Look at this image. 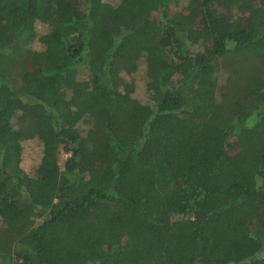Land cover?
I'll return each mask as SVG.
<instances>
[{"label": "trees", "instance_id": "1", "mask_svg": "<svg viewBox=\"0 0 264 264\" xmlns=\"http://www.w3.org/2000/svg\"><path fill=\"white\" fill-rule=\"evenodd\" d=\"M0 264H264V0H0Z\"/></svg>", "mask_w": 264, "mask_h": 264}, {"label": "rangeland", "instance_id": "2", "mask_svg": "<svg viewBox=\"0 0 264 264\" xmlns=\"http://www.w3.org/2000/svg\"><path fill=\"white\" fill-rule=\"evenodd\" d=\"M230 149L235 150L236 142L230 140ZM41 149L36 141H28L25 143V155L23 158L22 168L25 172H31L40 162Z\"/></svg>", "mask_w": 264, "mask_h": 264}]
</instances>
